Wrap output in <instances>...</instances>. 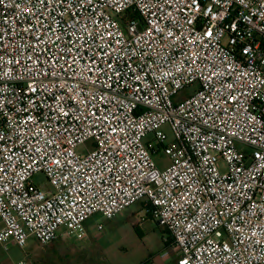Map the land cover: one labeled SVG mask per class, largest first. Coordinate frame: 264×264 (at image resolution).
Returning <instances> with one entry per match:
<instances>
[{"label": "built area", "instance_id": "2783aa9c", "mask_svg": "<svg viewBox=\"0 0 264 264\" xmlns=\"http://www.w3.org/2000/svg\"><path fill=\"white\" fill-rule=\"evenodd\" d=\"M136 203L160 260L264 264V0H0L3 249Z\"/></svg>", "mask_w": 264, "mask_h": 264}, {"label": "rangeland", "instance_id": "374dc122", "mask_svg": "<svg viewBox=\"0 0 264 264\" xmlns=\"http://www.w3.org/2000/svg\"><path fill=\"white\" fill-rule=\"evenodd\" d=\"M194 88L180 91L175 100L180 101L190 96ZM163 129L170 138L167 127ZM153 161L160 169H165L169 165V159L164 154L154 156ZM33 180L35 185L48 187V183L40 174ZM142 209V205L136 203L109 220L98 214L92 216L85 224L90 244L87 246L88 249L82 252L85 261L83 264H145L165 251L170 254L168 234ZM98 223L102 225L101 230L96 228ZM133 226H137L138 233L133 230ZM38 249V242L29 239L23 248L8 242L3 253L6 255V263L18 260L29 262V255ZM55 260L32 264H65L66 259L55 256Z\"/></svg>", "mask_w": 264, "mask_h": 264}, {"label": "crops", "instance_id": "0c3cea01", "mask_svg": "<svg viewBox=\"0 0 264 264\" xmlns=\"http://www.w3.org/2000/svg\"><path fill=\"white\" fill-rule=\"evenodd\" d=\"M34 240V239H33ZM35 241V240H34ZM36 242V241H35ZM89 236H87L83 240H73L67 239L63 236H59V238L45 246L39 245V249L29 255V264L35 262H53L55 260V256H61V258H65V264H83L85 261L82 252L88 249ZM60 249V250H58ZM176 256L171 254L167 259L160 260L158 257L151 260L155 261L156 264H175ZM20 261V260H18ZM15 263V262H13ZM0 264H9L6 263V255L3 253V247L0 244ZM12 264V263H10Z\"/></svg>", "mask_w": 264, "mask_h": 264}, {"label": "trees", "instance_id": "16d2710c", "mask_svg": "<svg viewBox=\"0 0 264 264\" xmlns=\"http://www.w3.org/2000/svg\"><path fill=\"white\" fill-rule=\"evenodd\" d=\"M148 215V214H147ZM149 216V215H148ZM150 218V217H149ZM133 230L136 232V233H138L139 232V230H138V228H137V226H133ZM170 241V240H169Z\"/></svg>", "mask_w": 264, "mask_h": 264}]
</instances>
